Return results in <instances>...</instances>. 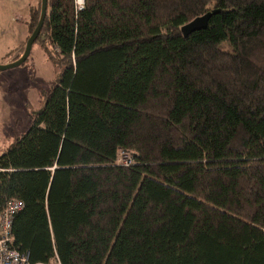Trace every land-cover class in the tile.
<instances>
[{
  "label": "trees",
  "instance_id": "16d2710c",
  "mask_svg": "<svg viewBox=\"0 0 264 264\" xmlns=\"http://www.w3.org/2000/svg\"><path fill=\"white\" fill-rule=\"evenodd\" d=\"M35 42L57 83L0 154L30 264H264V0H47Z\"/></svg>",
  "mask_w": 264,
  "mask_h": 264
},
{
  "label": "rangeland",
  "instance_id": "374dc122",
  "mask_svg": "<svg viewBox=\"0 0 264 264\" xmlns=\"http://www.w3.org/2000/svg\"><path fill=\"white\" fill-rule=\"evenodd\" d=\"M40 0H0V64L21 56L28 33L30 10ZM11 50V55L7 56ZM60 68L46 46L34 42L21 65L0 71V154L26 132L31 115L43 106L46 92L58 79Z\"/></svg>",
  "mask_w": 264,
  "mask_h": 264
},
{
  "label": "built area",
  "instance_id": "2783aa9c",
  "mask_svg": "<svg viewBox=\"0 0 264 264\" xmlns=\"http://www.w3.org/2000/svg\"><path fill=\"white\" fill-rule=\"evenodd\" d=\"M76 11L83 9L84 0H72ZM131 157L124 152H119L117 163L130 165ZM22 202L10 199L0 208V264H30L28 255L15 249L12 245L11 223L15 213L22 208ZM60 264L58 260L56 263Z\"/></svg>",
  "mask_w": 264,
  "mask_h": 264
},
{
  "label": "water",
  "instance_id": "95a60500",
  "mask_svg": "<svg viewBox=\"0 0 264 264\" xmlns=\"http://www.w3.org/2000/svg\"><path fill=\"white\" fill-rule=\"evenodd\" d=\"M46 11H47V0H40L39 18H38V21H37L36 26L34 27L32 33L29 35V37L27 38V40L25 42V47H24L23 53L21 54L20 57H18L17 59H15L9 63L0 64V71L15 68V67L21 65L22 63H24V61L27 59V57L30 53L32 44L37 39V37L40 33V30L43 26V22H44V19L46 16ZM218 12H220V11L217 9L207 11L206 13L193 18L191 21L182 25L180 27V31H181L182 35L184 37H187L195 31L205 29L207 27V24H208L210 17L213 14H216Z\"/></svg>",
  "mask_w": 264,
  "mask_h": 264
},
{
  "label": "flooded vegetation",
  "instance_id": "af4514ba",
  "mask_svg": "<svg viewBox=\"0 0 264 264\" xmlns=\"http://www.w3.org/2000/svg\"><path fill=\"white\" fill-rule=\"evenodd\" d=\"M17 59V58H16ZM15 60V59H14Z\"/></svg>",
  "mask_w": 264,
  "mask_h": 264
}]
</instances>
